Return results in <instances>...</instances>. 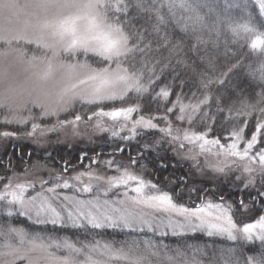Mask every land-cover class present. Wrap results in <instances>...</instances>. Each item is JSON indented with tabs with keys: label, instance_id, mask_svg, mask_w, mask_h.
Masks as SVG:
<instances>
[{
	"label": "snow or ice",
	"instance_id": "6c2138e0",
	"mask_svg": "<svg viewBox=\"0 0 264 264\" xmlns=\"http://www.w3.org/2000/svg\"><path fill=\"white\" fill-rule=\"evenodd\" d=\"M132 9L137 16L146 18L147 26L137 23L131 14ZM234 9L239 11L238 16L233 14ZM0 21L4 22L0 23V44L7 46L0 56L15 51L30 68L38 69L33 75L41 84L47 83L57 69L63 71L55 108H50L39 97L14 105L6 92L0 95V111L4 114L0 125L8 128L12 125L26 126L29 121L68 113L71 119L58 120V124L61 128L71 125L74 135L78 134L76 128L81 122L93 120L97 130H111L112 136H119L120 132L127 130L131 135L120 137L124 140L138 136V128L158 130L179 148L192 145L199 148L200 154L224 157L213 166L214 171L225 173L235 167L241 171L237 179L242 180L245 189L255 187L258 175L261 180L258 196L264 198V0H224L223 4L219 0H25L23 4L20 0H0ZM221 37L224 38V55L231 61L224 67L216 62L218 51L208 50L209 44L218 50ZM21 42L34 44L42 51L39 55L33 53L28 56L19 47ZM245 48L249 56L258 60L257 67L248 65V74L261 91L257 93L259 98L255 103L241 101L240 107H230L228 111L244 117L256 114V123L249 135V121H241L239 126L233 127L227 137L231 142L225 146L219 139H209L208 131L193 130V125L201 113L207 115L203 110L213 101L214 86L224 85L230 75L242 66L239 56ZM173 61L175 65L190 68L196 78L200 95L193 92L187 104L182 94H177L176 100L172 101V85L163 83L167 69L172 67L175 71ZM152 93V99L160 101V105L157 113L145 115L141 100ZM215 103L219 111L224 110L219 107L223 103L219 94H216ZM77 105L81 106L79 110ZM160 107L163 115L159 114ZM177 107L179 126L174 130L169 114H175ZM32 108L40 109L39 116L33 115ZM25 111L28 116L23 115ZM106 120L112 122L111 127L106 126ZM161 120L164 127L154 122ZM185 123L187 128L183 127ZM39 127L32 122L31 131H26V135L33 136ZM17 135L18 132L12 130L0 131L2 138ZM184 158L196 159L195 156ZM91 163L100 162L93 159ZM104 164L115 174L105 177L88 170L65 178L64 173L68 172L66 165L55 176L51 187L29 197H25V193L34 186V181L13 183L6 177L0 202L6 205L7 216H12L15 208L21 216L34 211L37 223L58 224L65 217L51 203L61 199L57 189H72L80 195L95 191L91 199H79L76 195L62 197L60 208L73 227L79 228L86 223L93 229L136 231L146 225L151 230L152 222L146 218L147 214L134 210L148 208L155 213L169 214V217L175 214L183 218L178 223L169 218L167 226L173 235L180 234L178 229L199 230L209 237L216 236L230 242L226 249L221 250L224 264H264V213L238 223L235 212L252 210L243 200L235 212L232 204L223 202L208 201L194 208L179 205L171 195L160 191L156 184L149 183L135 171L138 159H132L129 164L116 160H107ZM139 166L143 168V165ZM84 177H88L89 183H83ZM92 180H103L107 186L101 190L91 183ZM48 183L41 180L42 189ZM114 190L124 199H101ZM45 192L52 195H45ZM260 203L264 206V199ZM48 213L50 218L40 219ZM0 240H3L0 264H16L17 259L28 260V264H32L27 253L37 249L48 254L49 264H152L149 255H157L151 251L153 246L147 241L144 248L149 255L140 251L135 241L119 248L99 241L77 247L66 239L38 242V238L29 239L22 229L12 227H0ZM50 248L63 250L66 254L57 256L49 251ZM179 256L183 253L178 251L177 257H167L169 264H179ZM182 264L201 262L193 256L190 260L185 258ZM212 264H215L214 260Z\"/></svg>",
	"mask_w": 264,
	"mask_h": 264
},
{
	"label": "rangeland",
	"instance_id": "374dc122",
	"mask_svg": "<svg viewBox=\"0 0 264 264\" xmlns=\"http://www.w3.org/2000/svg\"><path fill=\"white\" fill-rule=\"evenodd\" d=\"M20 2L23 4L25 0H20ZM0 23H4L3 21H0ZM16 47V46H13ZM19 47L28 55L31 56L33 53L40 54L42 50H38L36 46L33 45H27L21 44ZM7 46L0 44V52L5 51ZM38 69L30 68L25 62H23L17 55L15 51H8V54L6 56H0V95L5 94L6 92L11 97V103L14 105H22L24 101H31L37 99V97L40 98V100L44 103H46L50 108L56 107V100H57V93L59 89L62 86L63 82V71L60 69H57L52 78L47 83H39L37 82L35 76L33 73L37 71ZM185 103V102H184ZM187 104V103H185ZM29 107H31V104L29 103ZM80 105H77V109H80ZM171 107V106H170ZM32 113L35 116H39L40 109L39 108H32ZM179 114L178 107L175 110V114H169V119L172 122L174 119L176 121V115ZM3 112L0 111V119H3ZM23 115L28 116L29 113L25 111ZM136 115V114H134ZM173 116V118H171ZM63 119H71V114L68 113H60L59 116H50L46 119L40 120L36 119L35 121H29V123L26 126H16L12 125L11 127H20L21 133L20 136H17L20 140L23 141V143H26L27 145L31 146L32 148L42 151V152H49L53 150L54 148L58 146H67L72 148H80V149H87L94 147L98 142L97 141H112L113 144H116L115 148L116 150H113L114 153H110L107 156L100 158L99 155L95 156L94 159L98 160L99 164H92L87 163L83 169L81 170H73L67 173H64V177L68 178L69 176H75L77 173L81 171H88L91 170L95 172L98 175L101 176H110L114 175L115 173L110 171L106 164H104L107 160H116L122 164H129L131 161L130 159H127L126 157L122 156L124 149H126L125 143L129 140L121 139L122 136H130L131 133L127 130H124L120 132L119 136H112L111 130L108 132H101L97 130L95 125V120H93L90 123L81 122L77 128L76 132L78 134H73V127L71 125L67 127L61 128L58 124V120ZM32 122H35L40 125V127L36 130L33 136L26 135V131H31V124ZM106 126L111 127L112 122L111 121H105ZM159 124V127H164L165 123L164 121H154ZM173 123V129L175 130L176 127L179 126V122L176 121V123ZM5 125H0V131L6 130ZM183 127L187 128L188 125L185 123ZM138 133H157V140L163 141L166 143V145L171 148V152L187 167L191 168L193 170V173L196 174L198 178L201 179H208L210 181L212 180H222L223 182H229V184H234L235 186H241L242 189H245L244 183L242 180H238L237 176L241 175V171L235 169V167L232 170H227L225 173H218L214 171L215 165L219 164L220 161L224 159V157H218L214 154L209 153H203L200 154L199 148L197 146L192 145H186L185 148H179L178 144H173L168 141L167 137H163L162 133L158 130H145L143 128L137 129ZM209 139L211 138L208 134ZM5 139L9 138H2L0 137V148H2V143ZM133 140V139H131ZM2 141V142H1ZM221 142V141H220ZM231 141L229 139H226L225 142H221L225 146L230 143ZM121 143V146L119 147L118 144ZM191 148L192 151L189 152L188 149ZM216 149H213V152H215ZM44 159L49 158L50 155H43ZM185 156H195L196 159H186ZM138 157V156H137ZM136 157V158H137ZM133 158V159H136ZM231 159V158H229ZM242 163V162H238ZM65 168L64 165L59 164L58 167H54L51 164H46L44 162H38V163H31V165H27V168L23 170L20 174H12L9 176V178L12 179L13 183L19 182H33L34 186L32 188H29L28 191L25 193V197L29 196H35L37 193L42 192L44 189L51 187L54 182V178L58 173H61L63 169ZM113 168H115V165H113ZM135 171L140 174L143 179L148 181L149 183H152L145 175V173L142 171V169H139L135 166ZM41 180L49 181L48 184H45L43 186V189L41 187ZM5 180L0 178V192L4 191L3 183ZM73 183H76L75 181H72ZM83 183H89L88 177L83 178ZM91 183L94 186H99L102 190L107 185L106 183L101 180H92ZM153 184V183H152ZM80 187L83 186V184H79ZM261 187V180L260 177L256 176V185L255 187H249L246 190L258 192L259 188ZM160 190V189H159ZM120 191H123L122 189ZM149 191V190H146ZM162 191V190H160ZM57 192L59 193V196L61 197L60 200H54L51 201L54 207L57 208L58 211L61 212V214L65 217V219L58 224H52V223H37V217L35 212L33 211L30 215H18L17 210L15 208L12 209L13 215L7 216L5 212L6 205H4L3 202H0V216L4 217L6 220L1 221L0 220V227H12L17 229H22L25 233H27V238H38V242L40 240L44 241L45 243H48L52 240H65V239H57L55 237H51L50 235H45L44 232H39L36 229H42V228H57V227H65V228H77L73 227L71 222H69L66 218V213L63 212V209L60 208V203H62V197L64 195H76L79 199H91L95 195V191L91 194L87 195H80L79 193H74L72 189H57ZM164 192V191H163ZM169 194V193H168ZM45 195L51 196V193H46ZM129 195H135L134 193H129ZM170 195V194H169ZM101 199H109L110 201L117 200V199H124L123 196H118L115 194V190L112 193H109L108 197L101 196ZM173 201L177 203L174 198ZM208 201H212L215 203H221V200L213 201L210 198H204L201 203L189 206L186 204H179L183 206H187L190 208H194L197 205H200L202 203H206ZM225 203V202H223ZM229 204V203H225ZM137 212H144L147 214L146 218L151 220L152 222V228L151 230L145 225L143 227H138L136 231H132L131 229H124V228H101L102 229H113V230H119V231H125L130 232L133 235L138 236L139 238H133L130 242L133 241L137 242L139 245L140 251L144 252L145 255H149L147 251H145L144 245L145 242H149L151 246V251L156 252V256L149 255V258L152 262V264H169V260L167 257H177V252L183 253V256H179L178 262L179 264H182L183 260L185 258L192 259L193 256L196 257L197 260L201 262V264H212V261H215V264H224L223 260L221 259V250L226 249L230 242L221 239L216 236L209 237L206 235L203 231H186L178 229V232L180 234L173 235L172 230L167 226L169 223V218H171L173 223L182 222L183 218L180 216H177L175 214H171L169 217V214L165 213H155L151 209L148 208H136L134 209ZM264 213V212H263ZM51 214L48 213L46 215H42L40 217L41 220H46L50 218ZM154 217V218H153ZM11 219H18L19 221L14 222L12 221V224L9 223ZM21 221L25 222L26 226H22L20 224ZM35 228V229H33ZM80 229H93L91 226L87 225L86 223L79 227ZM195 235H201L206 237L205 239H218L221 241V245L218 248L212 249L211 247H202L198 245L193 246H187L186 248H180L178 246L173 245H165L162 241L158 242L156 239H165V238H183L188 236H195ZM67 240V239H66ZM69 241V240H68ZM71 242V241H69ZM3 243V240H0V244ZM73 243V242H72ZM101 244H104L106 242H100ZM124 243L123 245H125ZM75 244V243H74ZM87 244H93V243H87ZM77 247H80L83 244H75ZM114 247L119 248L122 245H115ZM258 247V246H257ZM50 252H54L57 256H63L66 254L65 251H56L54 248L49 249ZM28 258L32 261V264H49L48 260V254L42 250H34L29 253H27ZM83 257H80L82 259ZM9 259H12L9 257ZM16 264H28V260H16Z\"/></svg>",
	"mask_w": 264,
	"mask_h": 264
},
{
	"label": "trees",
	"instance_id": "16d2710c",
	"mask_svg": "<svg viewBox=\"0 0 264 264\" xmlns=\"http://www.w3.org/2000/svg\"><path fill=\"white\" fill-rule=\"evenodd\" d=\"M221 4L224 0H219ZM234 15H239V11L232 10ZM132 16L136 17L139 25L147 26L146 18L137 16L135 9L131 10ZM224 38L221 37V43L219 49H213L211 44L208 45L209 52L219 53L217 58V64L220 67H224L227 63L231 62L228 57L224 55ZM248 50L245 48L243 53L240 54L239 59L242 61V66L238 68L227 79L224 85H216L213 88V101L204 107V112L207 115H203L196 120L193 125V130L208 131L211 138L219 139L221 142H225L229 137L233 127L239 126L241 121L247 119L249 121L248 133L254 129L256 120L254 114L252 117L237 116L235 111L229 112L228 109L240 107L241 101H248L255 103L259 98L257 93L261 91L259 87H256L255 82L252 81L249 76L248 65L252 64L255 68L258 66V60L247 54ZM167 53L165 52V55ZM191 61H189L190 63ZM175 71L172 67H169L166 72V76L163 83H170L172 85L173 95L170 97L172 101L176 100L177 94H182L184 102L188 103L192 97V93L196 92L199 96L198 85L196 78L190 68L186 69L182 65H175L173 61ZM159 67L157 68V71ZM178 74V75H177ZM173 77H176L173 80ZM183 81V84L181 83ZM162 86V84H161ZM159 91V88L156 89ZM216 94L223 97V103L219 106L224 110L219 111L218 106L215 103ZM152 94H146L142 100L143 114L157 113L160 101L152 99ZM169 107L171 104L168 105ZM79 110V109H77ZM159 114L163 115V108H159ZM173 118V116H171ZM176 123L175 119L172 121ZM210 126V130H209ZM6 130H12L18 132L17 136H20V127H5ZM17 136L5 139L0 148V178L5 180L12 174H20L27 165L31 163L44 162L51 164L54 167H58L59 164L68 166V172L73 170H81L87 163H90L95 156L99 155L103 158L108 155L109 152L116 150V144L112 141H97L98 143L94 147L87 149H78L67 146H58L49 152L38 151L31 146L23 143ZM126 149L123 151L124 157L131 160L137 158L139 165H143L141 168L139 165L136 167L142 169L146 177L156 184L158 189L169 193L174 200L179 204H186L193 206L202 202L204 198H210L213 201L221 200L225 203L238 207L239 202L243 200L249 205L250 212L240 213L235 212V219L239 222H245L254 219L264 211V206L261 205V199L258 196V192L242 189L241 186H235L229 184V182H223L220 180H208L201 179L193 173V170L182 163L172 152L166 143L157 140V133H141L133 140H129L125 143ZM148 145V148H145ZM121 146V143L118 144ZM259 147V145H258ZM43 155H50L49 158L44 159ZM203 198V199H202ZM0 220H6L0 216ZM17 222L18 219H11L9 221ZM22 226H26L24 221H21ZM29 228V227H27ZM35 229V228H33ZM39 232H44L45 235H50L57 239H67L75 244H87L106 242L115 245H123L126 242H130L133 238H139L130 232L113 230V229H80V228H42L36 229ZM206 237L201 235L188 236L183 238H165L156 239L158 242H163L165 245H175L180 248L198 245L202 247H211L212 249L218 248L221 245V241L218 239H205Z\"/></svg>",
	"mask_w": 264,
	"mask_h": 264
}]
</instances>
